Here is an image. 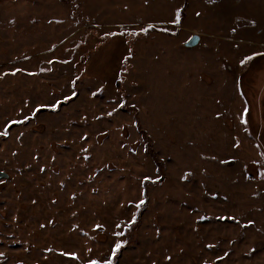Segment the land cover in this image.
<instances>
[{
    "label": "rangeland",
    "instance_id": "obj_1",
    "mask_svg": "<svg viewBox=\"0 0 264 264\" xmlns=\"http://www.w3.org/2000/svg\"><path fill=\"white\" fill-rule=\"evenodd\" d=\"M254 53L264 0H0V264H264Z\"/></svg>",
    "mask_w": 264,
    "mask_h": 264
},
{
    "label": "trees",
    "instance_id": "obj_2",
    "mask_svg": "<svg viewBox=\"0 0 264 264\" xmlns=\"http://www.w3.org/2000/svg\"><path fill=\"white\" fill-rule=\"evenodd\" d=\"M124 35L125 38V42L128 45L129 49L132 50L133 49V44L132 42L139 37L140 33L138 31H132V30H126V31H122L121 32ZM104 36V35H102ZM98 46V45H97ZM98 48V47H97ZM90 57V53L88 54H84L83 58H82V63H87L88 59ZM130 68V64L127 62V59H123L121 66L119 67L115 79H114V84H115V89L117 90V92L124 97L125 96V90L123 89V81L125 80V75L128 72ZM243 85V84H242ZM249 99V98H248ZM252 106V105H251ZM250 106V107H251ZM263 109H264V104L262 105ZM253 109V108H252Z\"/></svg>",
    "mask_w": 264,
    "mask_h": 264
},
{
    "label": "snow or ice",
    "instance_id": "obj_3",
    "mask_svg": "<svg viewBox=\"0 0 264 264\" xmlns=\"http://www.w3.org/2000/svg\"><path fill=\"white\" fill-rule=\"evenodd\" d=\"M209 2H211V3H215L216 0H209ZM198 15H199V14H198ZM179 22H180V15H179V12H177V16H176V21H175V23H179ZM149 27H152V26L150 25ZM144 31H147V29H145ZM233 31H235V29H234ZM110 35H115V34H110ZM260 55H264V53H254L253 56L246 57L245 60L242 61L241 63H242V65H243V64H245V63H247V62L253 60L256 56H260ZM125 59H127V58H125ZM245 122H246V121H245ZM5 134H6V133H0V135H5ZM140 203L143 204L144 201H141ZM136 207L139 208V207H140V204H137ZM133 222H134V220H133ZM117 227H120V225H117ZM115 235H123V233H115ZM122 247H123V245H122L121 243H116V244H115V246H114V248H113V250H112V257H113V258L116 257L117 252H118ZM74 258H75V256H74ZM90 264H101V262H100V261H95V260H93V261H90ZM104 264H113V259L110 258V259L106 260V261L104 262Z\"/></svg>",
    "mask_w": 264,
    "mask_h": 264
},
{
    "label": "water",
    "instance_id": "obj_4",
    "mask_svg": "<svg viewBox=\"0 0 264 264\" xmlns=\"http://www.w3.org/2000/svg\"><path fill=\"white\" fill-rule=\"evenodd\" d=\"M198 40H199V38L197 36H194L190 39V41L187 42V45L188 46L195 45V44H197ZM2 176H6V173L0 172V177H2Z\"/></svg>",
    "mask_w": 264,
    "mask_h": 264
},
{
    "label": "flooded vegetation",
    "instance_id": "obj_5",
    "mask_svg": "<svg viewBox=\"0 0 264 264\" xmlns=\"http://www.w3.org/2000/svg\"><path fill=\"white\" fill-rule=\"evenodd\" d=\"M127 74V73H126ZM1 172V171H0ZM2 177H4V176H2Z\"/></svg>",
    "mask_w": 264,
    "mask_h": 264
}]
</instances>
